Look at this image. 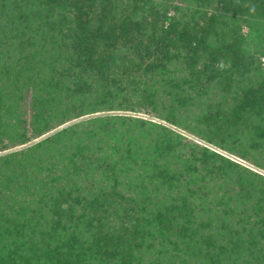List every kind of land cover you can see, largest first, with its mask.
I'll return each mask as SVG.
<instances>
[{"label":"trees","instance_id":"obj_1","mask_svg":"<svg viewBox=\"0 0 264 264\" xmlns=\"http://www.w3.org/2000/svg\"><path fill=\"white\" fill-rule=\"evenodd\" d=\"M263 60L264 0H0V264H264Z\"/></svg>","mask_w":264,"mask_h":264},{"label":"rangeland","instance_id":"obj_2","mask_svg":"<svg viewBox=\"0 0 264 264\" xmlns=\"http://www.w3.org/2000/svg\"><path fill=\"white\" fill-rule=\"evenodd\" d=\"M264 63V60L262 61ZM183 66L181 65H177V68L178 71H180V69H182ZM163 105H161L160 108H162ZM99 116H103V115H106V114H113V115H125V116H132V117H137V118H143V119H146V120H150V121H153V122H159L161 123L162 121L158 118V114L156 112H154L151 108V106H147V107H142V108H139V107H134V108H128L126 110H119L117 108H115L114 110H112L111 112L109 111H105V112H99L97 113ZM77 122V121H76ZM74 122H70L68 124H66V126L70 125V124H73ZM164 123V122H162ZM172 129L176 130L177 132H179L183 137H185L184 139V142L188 141L190 143H199L200 145L202 146H206V147H209L210 149L212 150H215L217 152H220L221 154H224L226 156H229L227 155L226 153L220 151L219 149H216L214 146H211L207 143H205L204 141H201L200 139L192 136L191 134L181 130V129H175L173 128L172 126H170ZM230 157V156H229ZM232 159H234L235 161L241 163L242 165L246 166V167H249L250 169L256 171L257 173L261 174V175H264V169L263 168H259L257 166H254L251 164V162H246V161H243L235 156L233 157H230Z\"/></svg>","mask_w":264,"mask_h":264}]
</instances>
